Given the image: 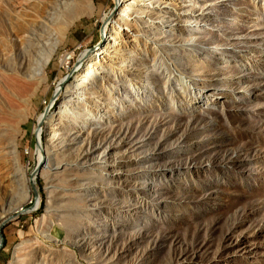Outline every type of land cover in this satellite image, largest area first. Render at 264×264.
Masks as SVG:
<instances>
[{
  "label": "rangeland",
  "instance_id": "1",
  "mask_svg": "<svg viewBox=\"0 0 264 264\" xmlns=\"http://www.w3.org/2000/svg\"><path fill=\"white\" fill-rule=\"evenodd\" d=\"M61 1L0 0V264H264V0Z\"/></svg>",
  "mask_w": 264,
  "mask_h": 264
},
{
  "label": "bare ground",
  "instance_id": "2",
  "mask_svg": "<svg viewBox=\"0 0 264 264\" xmlns=\"http://www.w3.org/2000/svg\"><path fill=\"white\" fill-rule=\"evenodd\" d=\"M61 2H62V5H64L65 8L71 9L72 21L83 14V10L82 9H78V10L74 9V0H62ZM87 2L90 3V0H87ZM117 3H118V9L121 6H123V7L126 6V0H117ZM123 7H122V10H124ZM117 11H116V13H117ZM106 20H105V23H106L105 26L106 27L104 28V41H103L102 45L98 46L96 48V50H94V51L86 50L85 52H83L82 55L79 58V64L78 65H80L81 63H83L87 59H89V62H92L96 58H100L101 54L104 52V47L106 46V44L109 42V40L111 38V35L108 33V29H107L108 26H107V21ZM43 32H45V33L47 32V34H46V37L44 38V40L42 42L34 40V42H35L34 46L36 47V45H37V47H40V49H42V51H38V52L36 51L38 56H37V54H33V60H32V62H30V68H29L30 76L29 77H30V79L33 80V84L37 80H38L39 83H41L43 81L44 75H45V72H46V65H47V63H48V61H49V59L51 57L50 53L48 54L45 51H43V48H42L43 44L46 43L48 46L51 45L50 46V48H51L50 52L54 51V46L52 45V41L53 40L51 42L49 41V39L52 38L51 32L49 30L46 31L45 29H43ZM178 82L179 83H183V82L186 83L184 81V77L183 76H178ZM187 85H188V83H187ZM38 87L39 86L37 85L35 87V90H37ZM58 91H59V89H58ZM51 118H52V116L50 115L49 108H48V110H46V112L40 117V119L38 118L39 119L38 124L41 125L43 123H46ZM39 137H40V133H39V130H37L38 164H37V167L35 168L34 172L30 176V183L31 184L34 181L35 176H37V174L39 173V168L42 165L43 160H44V149H43V145H42L41 140H39ZM12 148H13V146H12ZM14 148H15V144H14ZM23 193L24 194H23L22 197H24V198L27 197L29 195V193H30V189L25 187L23 189ZM5 220H7L6 214L4 212L0 213V226Z\"/></svg>",
  "mask_w": 264,
  "mask_h": 264
},
{
  "label": "water",
  "instance_id": "3",
  "mask_svg": "<svg viewBox=\"0 0 264 264\" xmlns=\"http://www.w3.org/2000/svg\"><path fill=\"white\" fill-rule=\"evenodd\" d=\"M116 1H117V0H116ZM117 6H118V3L116 4V7H117ZM115 9H116V8H115ZM8 219H9V218H8ZM8 219H7V220H8ZM7 220H5V221L1 224V226H0V230H1L2 226L4 225V223H5ZM1 243H2V242H0V246H1Z\"/></svg>",
  "mask_w": 264,
  "mask_h": 264
}]
</instances>
